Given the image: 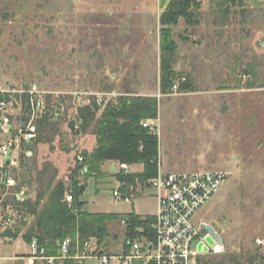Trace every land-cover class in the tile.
<instances>
[{
	"label": "rangeland",
	"instance_id": "374dc122",
	"mask_svg": "<svg viewBox=\"0 0 264 264\" xmlns=\"http://www.w3.org/2000/svg\"><path fill=\"white\" fill-rule=\"evenodd\" d=\"M170 1L0 0V89L9 91V99L13 91L37 84L61 113L57 125L49 132L40 128L31 145L34 156L23 171L33 200L29 221L17 233L25 237L35 227L46 202L38 200L40 192L62 184L64 196H70L74 181L87 185L81 195L85 210L155 215L156 190L149 184L137 185L142 189L132 203L116 202L117 176L111 177L109 168L84 174L76 157L91 153L96 143L95 125L83 133L78 120L86 100L97 104L100 117L120 96L156 97L157 120L141 125L151 121L159 131L158 174H228L219 193L193 218L225 243L226 254L209 261L231 264L224 259L234 255L237 264L260 263L264 249L255 241L264 233V0H230L224 18L212 14L217 9L212 0H198L197 25L180 19L170 27L178 48L171 61L174 76L162 90L160 20ZM72 121L80 130L70 128ZM137 170L132 167L130 174ZM109 229L113 236L97 253L115 257L110 264H122L118 257L129 251L125 227L114 222ZM17 233L0 227V243ZM78 245L72 239L71 253ZM53 264L78 263L56 259ZM83 264L100 263L93 258Z\"/></svg>",
	"mask_w": 264,
	"mask_h": 264
},
{
	"label": "built area",
	"instance_id": "2783aa9c",
	"mask_svg": "<svg viewBox=\"0 0 264 264\" xmlns=\"http://www.w3.org/2000/svg\"><path fill=\"white\" fill-rule=\"evenodd\" d=\"M8 92L0 89V95L3 96H0V227L17 233L29 221L28 209L33 200L23 171L34 156L31 145L39 139L40 122L60 121L61 113L37 84L13 91L10 98L6 99L5 94ZM97 102L101 105L103 100L98 99ZM87 105L90 103L86 100L82 107ZM142 126L154 135L159 133L151 121L143 122ZM72 129L80 130V124L75 123ZM76 163L82 173L89 172L86 157L82 153L77 155ZM114 167L117 174H130V165L126 163ZM227 180L228 174L225 172L159 173L149 182V187L156 190L158 198L151 231L146 233L139 228L140 235L128 242V253H123L118 260L122 264H202L209 256L225 255L226 246L222 236L215 231L221 237V242H218L215 235L204 229V226H209L207 223L196 226L193 218L219 193ZM125 186V183H120V187L114 190V200L132 203L135 194L127 191ZM73 201V194L64 196V202ZM121 224L126 228L125 220ZM15 235L5 236L3 240L12 242L16 238L25 239L22 232ZM255 243L264 249V233ZM29 245L38 260H45L49 264H53L56 259H69L83 264L93 258L100 264H110L115 258L97 253L96 239L78 245L77 253L72 255V239L68 238L60 244V254L56 258L45 257V248L40 247L35 238ZM93 245L96 248L93 249Z\"/></svg>",
	"mask_w": 264,
	"mask_h": 264
},
{
	"label": "trees",
	"instance_id": "16d2710c",
	"mask_svg": "<svg viewBox=\"0 0 264 264\" xmlns=\"http://www.w3.org/2000/svg\"><path fill=\"white\" fill-rule=\"evenodd\" d=\"M229 1L212 0V5L217 8L212 10V14L216 15V18H224L223 9ZM200 11L201 2L198 0H171L161 16L162 90L169 87L171 78L174 76L170 68L178 48L177 43L172 39L170 27L176 26L180 19H183L187 26L197 25V16ZM99 111L97 104L80 107L78 110V120L83 133L95 125L96 146L91 153H82L86 157L89 172L99 175L102 165L109 161L143 165L142 173L118 174L117 180L125 183L126 190L133 193L136 192L138 184L148 186L149 182L158 175L159 142L157 136L144 128L141 122L157 120L158 99L144 96L135 98L120 96L117 100L111 101L100 117H97ZM56 125L57 122L50 120L40 122V128L46 132L51 131ZM73 183L74 201L72 203L62 201V197L67 193L62 184L53 190L51 186H48L38 195L39 201L46 199V202L37 213L36 225L25 236V240L31 243L35 238L38 245L45 248V257H59L60 244L68 238L79 241L81 246L90 239H96L98 249L107 247V240L113 236L109 225L114 222L121 223L123 220L127 222L125 252L129 250L128 242L140 235L139 228L144 229L146 233L151 231L154 216L141 217L134 213H89L83 210V203L79 202L83 194L82 185L78 181ZM31 211H34V208ZM260 258L259 264H264V256ZM224 260L237 264L234 261V255H229ZM202 264L213 263L209 261V258H205Z\"/></svg>",
	"mask_w": 264,
	"mask_h": 264
},
{
	"label": "crops",
	"instance_id": "0c3cea01",
	"mask_svg": "<svg viewBox=\"0 0 264 264\" xmlns=\"http://www.w3.org/2000/svg\"><path fill=\"white\" fill-rule=\"evenodd\" d=\"M95 146H96V143H95ZM95 146H94V148H95ZM93 149H92V151H93ZM115 165H117L116 162H111V161L105 162L102 165V170H103L102 172H105V169L109 168L110 172H113V173H111V175H112L111 177H113V174H115V176H117L118 174L115 172V170H116L114 167ZM132 167L139 168V170L134 171L133 173H142L143 172V165H130V170L132 169ZM81 185L84 186L85 190H86L87 185L86 184H84V185L81 184ZM138 185H140V184H138ZM140 189H142L141 186L136 187V192L134 194H136V195L140 194V192H139ZM84 191H83V193H84ZM156 198H157V192H156ZM80 202L84 203L83 201H81V198H80ZM157 206H158V198H157ZM83 210H85V209H83ZM85 211H87L89 213H97V212H91L88 210H85ZM98 213H102V212H98ZM130 213H134L136 215H139L134 211L130 212ZM107 214H110V213H107ZM155 215H149V216H155ZM141 217H147V216H141ZM37 261H38V258L32 252L29 243L23 238H16L14 241L8 242V243H0V264H36Z\"/></svg>",
	"mask_w": 264,
	"mask_h": 264
},
{
	"label": "water",
	"instance_id": "95a60500",
	"mask_svg": "<svg viewBox=\"0 0 264 264\" xmlns=\"http://www.w3.org/2000/svg\"><path fill=\"white\" fill-rule=\"evenodd\" d=\"M74 124H75L74 121H72V122L70 123V128H71V129L74 127ZM7 164H9V160H7ZM84 190H85V187L82 186V191H84ZM204 229H205L206 231H208L209 233H211L212 235H215L217 241H218V242H221V237H220L219 235L216 234V232H215V230H214L213 228H211L210 226H204Z\"/></svg>",
	"mask_w": 264,
	"mask_h": 264
}]
</instances>
